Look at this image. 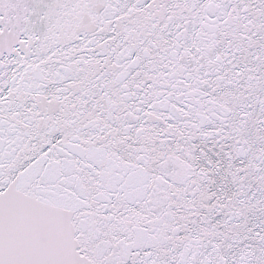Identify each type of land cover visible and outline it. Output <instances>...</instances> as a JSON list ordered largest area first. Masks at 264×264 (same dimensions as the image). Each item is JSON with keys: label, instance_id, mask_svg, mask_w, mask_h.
I'll return each mask as SVG.
<instances>
[{"label": "snow or ice", "instance_id": "6c2138e0", "mask_svg": "<svg viewBox=\"0 0 264 264\" xmlns=\"http://www.w3.org/2000/svg\"><path fill=\"white\" fill-rule=\"evenodd\" d=\"M0 264H264V0H0Z\"/></svg>", "mask_w": 264, "mask_h": 264}]
</instances>
